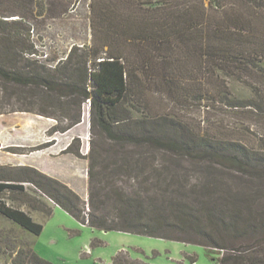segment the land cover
<instances>
[{"label": "trees", "instance_id": "trees-1", "mask_svg": "<svg viewBox=\"0 0 264 264\" xmlns=\"http://www.w3.org/2000/svg\"><path fill=\"white\" fill-rule=\"evenodd\" d=\"M1 1L14 2L22 14L34 0ZM91 10V45L73 46L55 66L40 58L33 24L15 11H0V97L8 104H40L10 111L66 122L61 131L80 123L89 101L93 127L132 151H91L87 203L34 167L0 165V215L42 234L41 223L7 201L50 216L52 209L30 194L29 184L92 228L223 250L218 264H264V218H252L245 192L218 176L224 168L240 175L239 185L241 177L264 179V153L197 135L167 112L163 95L204 100L202 84L218 71L241 72L242 81L264 86V0H92ZM230 96L223 92L226 106L259 109ZM142 108L149 116L135 118ZM194 174L200 182L192 183ZM12 264L55 263L28 247ZM114 264L150 263L122 250Z\"/></svg>", "mask_w": 264, "mask_h": 264}, {"label": "rangeland", "instance_id": "rangeland-1", "mask_svg": "<svg viewBox=\"0 0 264 264\" xmlns=\"http://www.w3.org/2000/svg\"><path fill=\"white\" fill-rule=\"evenodd\" d=\"M47 1L34 0L25 11V18L33 24L32 39L40 55L46 54L48 65L55 66L66 58L73 46L86 48L91 45L92 0H64L66 8L56 17L47 11ZM6 10L19 12L14 2L0 6L1 12ZM226 73L218 71L215 74L219 77L209 84L204 80V100L201 101L187 103L182 101L183 98H170L164 92L167 112L199 136L238 142L249 151L264 153V86L242 81L238 78L241 72L231 76ZM225 90L231 99L251 100L259 109L226 106L222 101ZM0 102L6 112L0 114V165L34 167L66 184L86 203L90 193L91 151H132L131 147L124 145L114 146L93 127L89 101L82 106L80 123L66 131L58 130L65 127L66 122H58L37 112L10 111L30 108L29 99H14L8 104L0 97ZM184 102L186 106H181ZM36 105L31 109L41 107L38 103ZM143 114L148 115L144 108L142 113L133 112L135 118H141ZM218 176L232 188L245 192L246 196L242 197L249 203L250 211L247 212L252 218H264V179L241 177L243 181L239 185L240 175L224 168H218ZM191 180L192 183L201 181L198 174H194ZM27 186L32 196L40 197L52 209V214L48 216L4 195L10 205L29 213L44 229L40 236H36L0 215V264H12L16 252L28 247L55 264H114L115 256L122 250L130 259L150 264H218L224 254L223 250L195 244L92 228L41 195L32 185ZM259 239H245L239 247H248Z\"/></svg>", "mask_w": 264, "mask_h": 264}, {"label": "crops", "instance_id": "crops-1", "mask_svg": "<svg viewBox=\"0 0 264 264\" xmlns=\"http://www.w3.org/2000/svg\"><path fill=\"white\" fill-rule=\"evenodd\" d=\"M2 1L0 0V6L2 5ZM66 7L64 6V0H48L47 1V11L52 13V17L58 16L61 12L64 11ZM27 12V11H26ZM12 15H23L26 17L25 12L23 14L15 13Z\"/></svg>", "mask_w": 264, "mask_h": 264}, {"label": "built area", "instance_id": "built-area-1", "mask_svg": "<svg viewBox=\"0 0 264 264\" xmlns=\"http://www.w3.org/2000/svg\"><path fill=\"white\" fill-rule=\"evenodd\" d=\"M41 59H47V55H42V57H40Z\"/></svg>", "mask_w": 264, "mask_h": 264}]
</instances>
